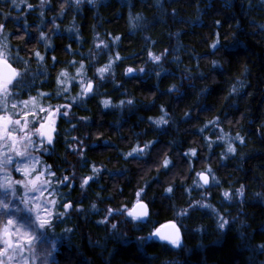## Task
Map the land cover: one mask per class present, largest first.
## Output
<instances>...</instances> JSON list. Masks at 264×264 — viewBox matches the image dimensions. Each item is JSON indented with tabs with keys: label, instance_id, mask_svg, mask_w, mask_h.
Returning <instances> with one entry per match:
<instances>
[{
	"label": "clouds",
	"instance_id": "1",
	"mask_svg": "<svg viewBox=\"0 0 264 264\" xmlns=\"http://www.w3.org/2000/svg\"><path fill=\"white\" fill-rule=\"evenodd\" d=\"M214 2L235 21L229 25L227 42L212 40L211 43L214 42L216 47L208 46L210 53L203 58V64L197 67L195 74L189 71V67H183L180 80L168 86V94L175 99L187 95L182 90L186 87L194 94L192 103L180 111L174 109L173 113L165 111L149 117L151 122L158 123L162 116L166 117L162 122L172 127L178 122L186 123L193 119L190 109L213 92L210 85L217 84L222 85L225 92L221 97L224 106L237 110L241 101H244V111L235 120L226 115L222 118L215 112L205 114L204 123L198 125L203 138L198 137L188 146V150L196 149L197 153L199 150L197 159L204 157L199 160L198 167L189 162L193 160L192 155H188L186 161L178 152L169 156L171 146L158 150L152 162L148 163V158L152 155L150 149L159 142L151 139L142 143L145 152L140 153L138 159L130 161L127 156L132 153L136 144H141L138 138L140 134H134L120 145L109 138L103 142L102 147L115 151L118 154L116 163L123 165L115 172L105 163L107 156L93 160V167L88 166V152H85V148H101L100 144L95 143L98 137L88 131L91 120L80 119L87 116L76 119L73 108L63 113L60 120L67 127L59 124L51 141L35 138L33 146L28 150L31 158L28 163L31 164L34 160L39 172L47 177L49 183L45 190L56 202L55 206L49 205L53 216L46 235L43 234L45 230H36L40 239L34 244V247L39 248L35 259L39 264H264V172L257 169L249 176L250 170L246 167L249 154L253 151L248 128L254 122L250 118L252 110L246 101L252 95L248 90L258 86L253 83V64L247 59H241L248 51V45L238 39L243 34L258 37L259 42L264 44V0ZM120 3L122 6L125 3L128 5L124 26L131 34L146 27L149 22L146 21L144 12L133 11L132 0H120ZM154 3L163 10V0H154ZM0 5V50L15 64L23 78L12 86L10 103L30 96L39 100L42 99L40 93H47L44 103L51 107L73 102L74 98L84 100L79 88L62 94L64 90L56 83L58 77L63 79L60 77L61 72L70 73V66L75 73V68L70 63L73 59L69 57L80 55L77 49L68 51L59 67L57 55H52L56 59L49 60L46 52L54 50L53 36L62 30L57 20L67 19L63 31L78 33L79 46L83 43V38L78 18H82L87 10L93 20L103 19L102 10L110 7L108 0H0ZM212 6V3H208L206 8H201L197 0L196 21L202 23L203 16ZM11 10L15 11V16ZM29 11L37 13L34 27L28 24L25 17V13ZM46 13L50 18L46 17ZM10 16L16 20L24 19V29L19 34H14L5 26V21ZM96 29L97 24H92L93 47L83 53L88 58L87 64L83 61L85 79L90 78V65L94 70L93 74L96 70L93 62L100 55L95 49L97 40L109 44ZM32 32L36 33L35 43L26 40ZM41 32L46 38L39 39ZM171 35L178 38L181 32L178 30ZM37 48L41 58L32 56ZM163 54L164 52L153 53V57H148L144 65L135 68V73H144L148 61L155 65L156 76L163 72ZM155 57H160V60L153 62ZM75 60L76 68H80L81 59ZM171 62L177 67L182 64L178 55ZM125 70L126 68L122 74L128 77L130 74ZM218 76L224 79L218 80ZM109 79L113 85L117 84L115 70L107 80L100 82L94 97L98 100L97 108L101 113L106 110H122L119 107L120 101L114 103L110 98L112 106L103 103L109 98H106L107 92H100V88ZM197 80L200 81V87H197ZM89 99L92 97L87 100ZM54 100L56 103L51 102ZM129 100L133 103L127 107L134 109L133 98L124 101ZM261 103H264V93L261 94ZM82 106L84 105L76 107ZM73 120L76 122L73 123ZM114 127L117 128L115 135L119 136L121 125ZM81 128L84 129L83 133H80ZM215 129L219 130L215 132L214 138H210L206 130L211 132ZM33 134L35 135L34 130ZM259 135L264 137V122L260 125ZM176 143L177 141H172V145ZM216 147H219V154L213 155ZM164 159L169 160V167L161 165L160 161ZM22 163L23 161L14 158V162L5 171L15 179H20L19 175H15V169ZM129 163L135 165V173H129ZM229 165H232L231 169ZM199 173H207V185L200 181ZM86 178H89L88 183H85ZM138 191L147 206V215L132 219L126 214V207L131 206ZM23 193L24 189L18 187L15 197L9 193L7 198L19 202ZM66 202H71L70 208L64 207ZM162 217L175 223L179 233L176 243L161 240L152 234ZM3 219L0 217V222ZM49 241L56 245L51 251L48 250Z\"/></svg>",
	"mask_w": 264,
	"mask_h": 264
},
{
	"label": "trees",
	"instance_id": "2",
	"mask_svg": "<svg viewBox=\"0 0 264 264\" xmlns=\"http://www.w3.org/2000/svg\"><path fill=\"white\" fill-rule=\"evenodd\" d=\"M32 2H35V0H32ZM108 2L110 7L102 10L103 19L93 20L91 13L87 10L82 18H78L80 33L83 38V43L79 46L74 33L69 34L63 31L64 25L68 22L67 19L57 20V23L61 24L62 30L53 36L54 50L46 52L49 60L52 55H57V67L64 62V57L68 52L66 46L68 45H71L73 50L78 49V53L88 52L89 48L93 47L91 44V25L97 24L96 30L109 41L110 50L106 49L100 52L97 60L93 62L95 67L106 64L108 57L114 56L117 52L124 58L122 61H117L114 67L117 84L113 85L111 79H109L102 84L100 92L102 94L107 92L108 97L106 98H111L114 103L133 98L134 109L130 110L125 107L122 110H106L101 113L97 108L98 100L96 98L87 100L82 107L72 109L76 113V119L81 116L89 117L91 124L88 126V131L98 137L95 143L101 145L100 149L95 150L85 148V152H88L86 159L90 164L93 160L103 159L107 156L105 163L113 172L118 171L123 167V165L116 163L118 154L111 149H104L102 147L103 142L112 138L116 145H120L122 142L128 141L134 134H140L138 138L141 141V146L143 141L147 139L154 142L159 141L154 148L150 149L152 155L148 158V163L152 162L158 150L162 151L168 146H171L169 156H174V153L178 152L186 161L187 157H184V153L188 150V146L198 137L203 138L198 131V125L204 123L205 114L215 112L216 115L222 118L226 115L229 119L235 120L239 118L240 112L244 111L245 102L241 101L237 110L229 109L224 106V102L221 100V97L225 95L222 85H210L213 92L199 105H195L190 109L193 116L192 120L186 123L178 122L175 127L163 126L166 131L160 132L151 125L148 117L159 115L162 105L166 111L173 113L174 109L180 111L193 102L194 94L186 87L182 90L187 92V95L181 99H175L171 94H168V86L180 80L183 67H189V71L195 74L197 67L203 64V58L210 53L208 46L215 38L216 33L219 32L221 41L226 43L229 25L234 24L235 21L229 18V13L222 12L214 0H199L201 8H206L208 3L213 5L212 9L203 16L202 23L197 22L195 19L197 0H163V10L157 8L154 0H132L133 11L142 10L146 21L149 22L145 28L137 29L133 35L124 26L128 5L125 3L122 6L120 0H108ZM11 11L15 16V11ZM177 13L178 15H176ZM36 15L37 13L31 11L25 13L28 24L32 27L37 23ZM46 17L50 18L48 13H46ZM217 21H219V24L216 23ZM5 24L14 34H19V31L24 29L23 18L16 20L10 16ZM178 30L181 32L178 38L171 35V33ZM116 35H119L121 40L119 44L112 45L110 41ZM29 37H26L29 43L36 42V33H29ZM238 39L248 45V51L241 56V59H247L253 64L252 75L255 77L253 83L258 86V88L254 87L248 90L252 95L246 101L247 106L252 110L250 118L254 121L248 128L252 140L250 147L253 151L250 152L249 159L246 162V167L250 170L249 176H251L252 172L257 169L264 172V137L259 135L260 125L264 122V103H261V94L264 93V44L259 42L258 37L243 34L239 35ZM177 40L179 45H177ZM165 50H167L165 59L161 61L165 70L160 73L159 78L155 74V65L151 61H148L144 73L134 72L128 77L123 76L122 73L125 68L133 67L135 69L144 65L145 61L148 60L149 51L159 54L161 52L165 53ZM177 55L182 61L180 67L171 62L172 58ZM69 58L83 59L86 64L88 63V58L81 57L79 54ZM73 70L70 66V73ZM93 71V68L89 66L88 75L90 77L93 76ZM217 79L223 80L224 77L218 76ZM196 83L197 87L201 86L199 80ZM51 102L56 103L55 100ZM75 122L76 120H73V123ZM58 124L63 125V121L58 120ZM114 125H121L119 136L115 135L117 128ZM63 126L67 127V125ZM221 126L223 127V125ZM218 130L215 129L211 132L206 130V132L210 138H214L215 132ZM83 131L84 129L81 128L80 133H83ZM174 140L177 143L172 145ZM109 142L111 143V141ZM218 154L219 147H216L213 155ZM202 159H204L202 156L199 159L194 157L193 166L198 167L199 160ZM109 161L112 163H109ZM231 167L232 165H229V169ZM128 170L129 173H135L137 169L134 164L129 163ZM255 211H259V209H255ZM167 221L169 220L166 217H162L156 226ZM84 231L86 233L87 229Z\"/></svg>",
	"mask_w": 264,
	"mask_h": 264
},
{
	"label": "snow or ice",
	"instance_id": "3",
	"mask_svg": "<svg viewBox=\"0 0 264 264\" xmlns=\"http://www.w3.org/2000/svg\"><path fill=\"white\" fill-rule=\"evenodd\" d=\"M219 24V21L216 22ZM6 26V25H5ZM44 34L41 32L39 39H44ZM77 43L80 42L79 34H75ZM220 39L219 32L216 33L213 41ZM121 37L119 35L113 36L110 43L112 45L119 44ZM47 48L46 45H44ZM69 52L73 51L71 45L66 46ZM210 48H215L216 44L210 43ZM97 52L103 50H110L109 44L106 45L103 40H97L95 44ZM78 51V49H77ZM167 50H165L164 56ZM32 56L41 58L39 48H37ZM83 57V53H80ZM148 57L152 58V51L148 52ZM51 59H56L52 56ZM124 58L117 52L111 56L106 64L96 67L95 73L92 77L85 79L83 71V59H81V67L76 68L77 61L73 59L70 61L75 73L67 71L61 72L60 77L57 78V85L63 89L62 94H66L73 88H79L81 94L85 97L84 100L74 98L73 102L67 104H57L55 107L45 106L44 100L47 98V93H40L42 99H37L34 96L10 103V91L14 84L22 81V76L13 62H11L0 50V217H3V222H0V264H39L35 259L39 248L34 247L35 242L40 239L36 234L37 229H43L46 235L47 227L52 223L53 212L49 205L55 206V201L50 198L49 193L45 190L47 177L40 173L37 169L36 162L33 160L31 164L28 163L31 159L28 155V150L34 144L35 138L46 139L51 141L55 132L58 130L61 115L67 113L70 109L77 105H84L85 101L97 94L100 82L107 80L108 76L114 74V67L117 61H122ZM160 60V57H155L154 61ZM91 66V65H90ZM126 73L131 74L135 72L133 67H127ZM160 73H157L159 78ZM67 80V86H65ZM103 103L106 106H112L111 99H105ZM133 101L125 102L120 100L119 107L121 109L132 105ZM166 110L162 105L160 112L164 113ZM86 120L88 117H81ZM166 117H161V122L152 121L151 125L157 131H166V126L162 121ZM151 121V117H149ZM33 130L35 135L33 134ZM201 131H204L203 129ZM145 152V148L141 144H136L133 147L132 153L128 154L127 159L132 160L139 158V154ZM196 149L187 150L184 155L197 156ZM14 158L23 161L18 164L15 172L19 174L20 179H15L12 174L5 171L8 165L14 162ZM193 163L192 161H189ZM163 167H169V160L164 159L160 161ZM88 166L93 167L92 163ZM200 181L207 185L209 177L207 173H199ZM89 182V178L85 179V183ZM24 189L23 198L16 203L14 199H8L7 195L12 194L13 198L17 193V188ZM64 207L70 208L71 202H66ZM21 213H27V216L21 217ZM126 214L132 219L142 218L147 215V206L140 196L139 191L136 193V198L130 207H126ZM153 235L159 237L161 240H168L176 243L179 238L178 229L173 221L169 220L166 223H161L153 229ZM56 247L53 241L48 242V250L51 251Z\"/></svg>",
	"mask_w": 264,
	"mask_h": 264
},
{
	"label": "rangeland",
	"instance_id": "4",
	"mask_svg": "<svg viewBox=\"0 0 264 264\" xmlns=\"http://www.w3.org/2000/svg\"><path fill=\"white\" fill-rule=\"evenodd\" d=\"M72 73H74V70H73V72ZM75 89V88H74ZM15 175H19L18 173H16ZM16 203H18V202H16ZM28 214L27 213H21V217H24V216H27Z\"/></svg>",
	"mask_w": 264,
	"mask_h": 264
},
{
	"label": "water",
	"instance_id": "5",
	"mask_svg": "<svg viewBox=\"0 0 264 264\" xmlns=\"http://www.w3.org/2000/svg\"><path fill=\"white\" fill-rule=\"evenodd\" d=\"M166 223V222H165Z\"/></svg>",
	"mask_w": 264,
	"mask_h": 264
}]
</instances>
